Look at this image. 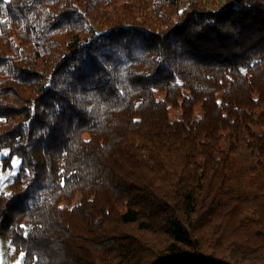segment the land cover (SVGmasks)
Segmentation results:
<instances>
[{
  "label": "trees",
  "instance_id": "16d2710c",
  "mask_svg": "<svg viewBox=\"0 0 264 264\" xmlns=\"http://www.w3.org/2000/svg\"><path fill=\"white\" fill-rule=\"evenodd\" d=\"M4 149L22 264H264V0H0Z\"/></svg>",
  "mask_w": 264,
  "mask_h": 264
},
{
  "label": "rangeland",
  "instance_id": "374dc122",
  "mask_svg": "<svg viewBox=\"0 0 264 264\" xmlns=\"http://www.w3.org/2000/svg\"><path fill=\"white\" fill-rule=\"evenodd\" d=\"M202 3L212 9H218L223 6L226 0H200ZM158 95V94H157ZM200 113V111H198ZM9 154L8 149L0 151V193H8L9 186L15 179L20 165L21 158L17 155L13 156L11 161V167L8 169L3 168V157ZM247 160L245 159L244 154L241 152L238 154L235 165L236 167H245L247 166ZM23 255L17 256L14 252V246L11 242V239L5 237L0 230V264H22Z\"/></svg>",
  "mask_w": 264,
  "mask_h": 264
}]
</instances>
